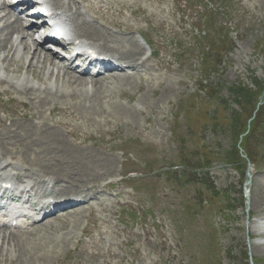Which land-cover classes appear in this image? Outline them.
<instances>
[{
	"label": "rangeland",
	"instance_id": "rangeland-1",
	"mask_svg": "<svg viewBox=\"0 0 264 264\" xmlns=\"http://www.w3.org/2000/svg\"><path fill=\"white\" fill-rule=\"evenodd\" d=\"M181 1L102 0L110 7L105 22L150 38L157 56L141 75L76 85V77L36 64L39 51L28 60L20 45L2 60L0 47L9 79L26 74L36 87L52 86L35 92L49 98L41 109L2 84L33 113L6 125L21 123L24 136L35 128L58 133L1 139L0 151L51 177L97 185L138 179L137 190H126L132 200L112 199L92 215L98 228L88 241L86 211L57 214L13 238L0 231V264H264V203H252L264 186V0ZM51 101L63 110L49 114ZM27 144L54 153H20Z\"/></svg>",
	"mask_w": 264,
	"mask_h": 264
},
{
	"label": "bare ground",
	"instance_id": "bare-ground-1",
	"mask_svg": "<svg viewBox=\"0 0 264 264\" xmlns=\"http://www.w3.org/2000/svg\"><path fill=\"white\" fill-rule=\"evenodd\" d=\"M54 6H57L58 5V1L57 0H54ZM78 16V15H77ZM105 16V15H104ZM16 19H17V17H16ZM19 23V27H20V22H18ZM7 31L5 32V34H4V37L3 38H0V47H6V42H8V40H7V38H8V36L12 33V32H15V28H14V26L12 25V24H10V23H7ZM76 29H78V31H79V35H86V36H89V37H91V38H100L101 36H102V33H103V31L102 30H100V29H98L92 22H90V21H86V20H84V21H82L81 23H79V24H77V26H76ZM3 29H1L0 31H2ZM1 34H2V32H0V36H1ZM103 35H104V33H103ZM25 36H23L22 38H24ZM108 37L110 38V40L113 42V40H114V37L112 36V35H108ZM22 38L19 40L20 41V43L22 42L21 40H22ZM122 43L124 42V41H121ZM12 45H10V47H8V48H6V50L7 51H10V50H12ZM102 47H104V48H106V49H108V50H110V51H113V52H117V53H119V51H118V46H109V45H107L106 43H104L103 45H102ZM24 48H28L27 49V52H28V50H30V48H29V46L28 45H24ZM2 50L4 51V48H2ZM36 51H37V47H35V49H33L32 51H31V53H30V58L32 59V58H34L35 56H36ZM141 51V46L138 44L137 45V48H136V50L133 52V54H132V56L134 55V54H136V53H138V52H140ZM11 52V51H10ZM8 57V54H7V52L5 53V55L2 57V60L4 59V60H6V58ZM117 58H119V59H122V58H127V59H129V58H131V52H129V53H127L126 55L125 54H120ZM37 63H42V67H45V65L47 64V63H50V64H52V60L50 59V55L48 54V53H43V57H42V59L40 60V59H37L36 60V64ZM31 62L29 63V68L31 67ZM38 64V65H39ZM53 65H54V63H53ZM56 65V64H55ZM54 65V66H55ZM63 66H65V65H63ZM20 68V67H19ZM55 68V67H54ZM65 68H66V66H65ZM21 69V68H20ZM62 70V74L61 73H58V75H64V76H67V77H76V79H78V80H76V85H85V84H87L88 83V81L87 80H85L84 78H82V77H78V76H75V75H73V73L71 72V71H68V69L66 70V69H62V67H61V69H60V71ZM15 71V70H14ZM58 71V70H57ZM15 72H19V70L17 71H15ZM20 80H22V79H20ZM77 81L79 82V83H77ZM29 82L30 83H32L30 80H29ZM27 80H26V82H25V86L23 87V89L24 90H27V91H29V92H32V93H27V94H31V95H34L33 93L34 92H40L41 90L40 89H38V90H35L34 91V85H32V84H30ZM91 82V81H90ZM94 82H100V80H94ZM21 87V86H20ZM51 88V87H50ZM50 88H48L47 86H45V88L42 90V91H45V90H51ZM51 92V91H50ZM58 92V91H57ZM47 93L49 94V91H47ZM52 93V92H51ZM35 95H37L36 93H35ZM53 95V94H52ZM73 97H76V96H73ZM38 98V102H40V103H42V102H44L45 100H49V98H47V99H44L43 98V95H37V96H34V98L33 99H37ZM52 103H53V101H51ZM77 107H79V106H77ZM80 107H82V106H80ZM79 107V108H80ZM62 108V107H61ZM61 108H57V109H52L50 112H52V114L53 113H60L62 110H63V108L61 109ZM1 122V121H0ZM17 128V129H14L13 130V128ZM20 129H23V130H25L24 129V126L21 124V123H19V122H12L11 124H10V126L8 127H5L4 126V128H3V130L2 131H0V134H1V136H0V141H1V139H2V141L1 142H5L4 144H12L13 143V141H14V139L16 138L17 140H22V138H24V137H26L25 138V140H27V139H29L30 137H32V136H37V134L36 133H41L40 135H39V137H42V139H45L44 137H58L57 136V134L58 133H56L55 131H47L45 128H43V129H40V128H35L34 129V132H36L35 133V135L34 134H32V135H30V136H24V135H20ZM20 130V131H19ZM13 131H15L16 132V134H13ZM8 134V135H7ZM10 134V135H9ZM18 135V136H17ZM5 139V140H4ZM32 140V139H31ZM41 140V139H40ZM28 141V140H27ZM31 142H36V141H31ZM37 142H38V140H37ZM53 142V141H52ZM58 142L60 143V146H61V148L64 150V149H66V147H65V142L63 141V140H61V139H59L58 140ZM39 143H41V142H39ZM55 143H57V142H55ZM58 143V144H59ZM1 144V143H0ZM26 144V143H25ZM37 143H35V145H36ZM38 146H39V144H37ZM51 145V144H50ZM57 145V144H56ZM17 146V145H16ZM48 146V145H47ZM42 146L40 149H35V147H32V145H25L24 147H25V150H19V152L21 153H27V151H29L31 154H37V155H35V157H37V156H39V155H41L42 157H48V156H45V154H48V153H54V148H52L51 146ZM22 148V147H21ZM20 148V149H21ZM57 148V147H56ZM55 148V149H56ZM62 151V150H61ZM28 152V153H29ZM74 152V151H73ZM5 153H7V154H5ZM61 153V152H60ZM70 153H71V151H70ZM0 154L2 155V156H5V155H10V156H12V157H14V154H10L9 152H8V150L6 149V148H2L1 149V151H0ZM58 154V153H57ZM88 154V153H87ZM77 155V154H76ZM94 155V154H93ZM41 156L40 157H38V158H41ZM98 156V155H97ZM71 157V156H70ZM37 158V159H38ZM70 159V158H69ZM93 160V159H92ZM77 161V160H76ZM68 165V164H67ZM29 167H31L30 165H28ZM41 166V165H40ZM41 168V167H40ZM50 169V168H49ZM54 170V169H53ZM71 172V171H70ZM48 173V172H47ZM54 179L55 180H58V179H60L59 177H54ZM72 179V178H71ZM89 183V182H88ZM260 188V189H259ZM68 187H64V189L63 190H61V191H59L57 194H58V196H63V195H65V194H67L68 193ZM258 194V195H257ZM252 203L253 204H262V203H264V186H259L257 189H256V192H255V197H254V199L252 200ZM74 207H76V206H74ZM69 208H71L70 210H71V212H68V213H72L73 212V210H75L72 206H69ZM39 226V225H38ZM37 226V227H38ZM260 233V232H259ZM11 234H15L14 232H9V234H8V238H13V236L11 235ZM5 236V235H4ZM256 248H263V246H262V244H256V245H254Z\"/></svg>",
	"mask_w": 264,
	"mask_h": 264
}]
</instances>
